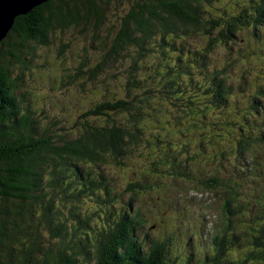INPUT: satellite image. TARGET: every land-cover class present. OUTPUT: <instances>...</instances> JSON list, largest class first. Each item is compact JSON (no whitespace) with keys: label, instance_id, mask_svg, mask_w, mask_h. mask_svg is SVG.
<instances>
[{"label":"trees","instance_id":"16d2710c","mask_svg":"<svg viewBox=\"0 0 264 264\" xmlns=\"http://www.w3.org/2000/svg\"><path fill=\"white\" fill-rule=\"evenodd\" d=\"M215 2L222 0H50L15 20L0 43V264H192L190 253H169L145 236L154 230L149 233L151 218L137 204L150 188L149 176L162 177L164 171L181 177L187 189L196 185L213 194L226 208L219 219L236 229L222 231L225 243L213 240L215 254L199 263L195 258L196 264L226 263V246L250 257L240 263L232 258L235 264H264V199L251 200L225 179L221 192L217 170L194 161L199 142L218 147L216 133L197 122L199 111L163 95L176 82L164 62L187 64L185 55L193 50L207 59L241 27L253 25L251 16L248 23L247 16H220L223 5L213 12ZM221 17L230 27L224 32ZM50 67L57 75L40 89L53 94L60 88L62 94L45 108L33 80ZM187 79L195 92L196 77ZM144 80L150 85L142 90ZM209 91L207 85L204 92ZM215 92L213 98L221 95ZM159 142L163 157L155 160ZM262 157L254 158L257 167L264 165ZM228 158L214 156L210 165L227 168ZM133 161L148 168L131 175L137 182L128 192L135 198L114 193L109 169L129 172ZM83 196L100 211L84 217L75 212ZM122 199L128 204L118 208ZM191 231L192 241L202 236L195 227Z\"/></svg>","mask_w":264,"mask_h":264},{"label":"rangeland","instance_id":"374dc122","mask_svg":"<svg viewBox=\"0 0 264 264\" xmlns=\"http://www.w3.org/2000/svg\"><path fill=\"white\" fill-rule=\"evenodd\" d=\"M249 3L247 4V0H222V2H217L218 5H223L226 11H224L222 9V11L220 12V16L227 14L228 16L231 15H242V16H247L245 22L248 23V20L250 18V15H252V17L254 18L257 15V9L262 13H264V0H252L254 1L257 9L254 7L252 8V10H250L249 7ZM214 8H211L213 12H217V9L220 8L216 2L213 4ZM242 8L240 10V12L238 13L239 9ZM251 12V14L249 15V13ZM262 16V15H261ZM224 17H221V25L222 27H220V29L224 32L226 29L230 28L228 25H224V19H222ZM253 22V19H251ZM228 23V20H227ZM261 21L258 22V24H260ZM248 25V24H246ZM262 28V27H261ZM253 41H254V35L252 33L251 29H247V28H243L240 31V34L238 35V37L236 39H234L228 46H222L219 45L220 48H216L215 49V53L213 55H211V59L213 60V64L210 65V70L214 72V75L217 79H219L220 77L222 79H229L231 82H233V84L238 85V87H242V94L235 96L232 100L233 104H235L237 106L236 111H239L242 115L246 114L248 115L249 112H253V109H247V105L250 103V95L253 91H256L259 97H263V93H264V81L262 84V92L259 91V89L257 88V86L261 85V79H260V70L262 69L263 74H264V49L262 53H259V50L257 48H255L253 46ZM222 46V47H221ZM228 48H232L236 50V53L233 54L231 56V58L227 59L224 66L221 65V63H224L225 58H227V54H225V51L228 50ZM50 49H53V47H51ZM191 49H193L191 47ZM196 52L195 50L193 51V53ZM235 55L237 57H235ZM189 60L191 61L192 58ZM235 60V61H234ZM53 62L51 65L53 66L54 64L57 66L58 64H60L58 61H56V59H52ZM193 62V61H191ZM188 66H190L191 63H187ZM235 65V66H234ZM173 68V74L177 75L178 73H181V69L178 68V64L176 63H170V65ZM58 67V66H57ZM199 68L205 70V67H200ZM49 70H45L44 73H41L39 75H36L34 77V86L35 88L33 89L34 92L37 95H41L40 98V106H44L45 108H50L54 103L59 101V98L61 97L60 94H62V89L58 88V92L57 93H53L50 94L48 92V90H42L40 88H42L43 82L47 81V80H51L52 81V77H55L57 74V71L55 67H50L48 68ZM217 71V72H215ZM48 73V74H46ZM142 78H144V75H142ZM209 78V77H208ZM132 81L131 79L129 80ZM145 81V82H144ZM141 83V89L143 90L144 88V83L145 86L148 88L149 87V82L147 80H144ZM44 82V83H45ZM248 83V84H247ZM59 84V83H58ZM200 87L201 89H204L205 86L208 84L207 80H201L200 81ZM258 84V85H256ZM129 85V84H128ZM57 87H59L57 85ZM56 87V88H57ZM182 87L184 88V90L186 91V93L190 94V95H194V91L191 87L190 84H184L182 85ZM178 86L177 85H172L171 89H168L167 91H165L166 93L163 92L164 97H167L171 92H173L174 90H178L177 89ZM51 90V89H49ZM179 93L182 92V89H179ZM239 90L234 91L235 95L236 92H238ZM204 92V90H203ZM174 95V94H173ZM233 95V91H231L229 97H232ZM171 99L178 104L179 106L183 107V100L181 99V97L178 98H172ZM203 102H207L206 96L202 98ZM260 103V100H255L253 101L252 107L253 106H258ZM165 104L167 106V109H174L173 107L170 106L169 102L165 101ZM231 112H235V109L230 107L228 109ZM168 113L175 119V114L174 111L168 110ZM189 113V111H188ZM199 113V114H198ZM196 114H198V118H197V122L200 123L203 127H205L206 129H208V124L211 126V129L216 133H217V128L214 125L215 122V113H212L211 111L205 110V112L203 111H199ZM221 112L218 113L217 118H219ZM189 115H194V114H189ZM232 116V115H231ZM244 116H242L239 120L235 119V121H240L243 120ZM167 120L164 119L163 122H166ZM208 122V123H207ZM248 122L251 124V121L248 120ZM254 123H257L256 121ZM187 124V122H183V125ZM234 137H236V134L233 132L232 134ZM149 135L145 134V139L144 141L148 140ZM153 137V134H152ZM171 140V139H170ZM168 140V141H170ZM180 138H178V142H179ZM235 141L237 142V139L235 138ZM185 142H183L184 144ZM225 143L221 142L217 148L213 149V150H209L205 156L207 159L210 160V158L212 156H219L220 154L223 153V148L225 147ZM156 146V151L154 153V158L155 160H162V154L159 153L160 151L164 152V148L162 143H158ZM240 148L242 150H244L245 148L243 147V145H240ZM183 149H189L187 147L183 148ZM180 150H181V146H180ZM184 150V151H185ZM190 150V149H189ZM241 153V152H240ZM204 154V153H202ZM246 158V157H245ZM245 158L243 159V155L240 154L238 156V161H236L235 159H230L228 161V164H232L236 166V168L240 169L243 164H245ZM175 162V159L172 160V162ZM196 161V160H195ZM135 161H133L132 164H130V167H132L131 171H124L123 169H121L120 171H117L115 169V167H111L109 169V171L112 173V178L114 180L115 187L116 190H114V193H121L123 195L127 196H133L135 198V192L131 191L128 192V187L130 184H134L137 182V180H133V177L131 175H134V172L137 171H144L146 169H148L147 167H138L135 165L134 163ZM204 166V165H202ZM212 166L216 169L218 167H216L215 165L212 164ZM96 171V170H95ZM164 175L162 177H160L158 174L155 176H149V187L148 189H145L144 191H146L145 196H142L140 201H139V206L143 209V211L145 212L146 215L150 216L151 218V223L152 225L149 226L146 223H141L144 224L143 226H146V228H151L153 225H159L160 229L159 232V238H163L165 237V235L167 236H176L178 235V239L175 240L174 242H172V244L167 245V248L172 249L175 253H176V249L183 247L184 249H186V251L191 252L193 254V256L196 258V260L198 261H202L205 259V257H207L209 254L212 257L215 252L212 250V243H207L204 238H206L208 236V232L207 230H211L212 232H214L216 229H214L216 226L213 225V227H211V225L209 223L213 222V221H203L204 217L202 216L203 214V210L199 209L198 204H203L204 206H206V208L208 209V211L210 212L208 216H210L211 213H213L214 208L218 210H220L221 207V203L219 201H215V202H210L208 199H206L204 196L202 197L200 193L199 189L198 190H194V189H187V187L185 186L183 179L179 176H175L176 174H171L168 171H164L163 172ZM114 176L116 178V180L114 179ZM130 177V178H129ZM222 177H224V175H222ZM130 179V183L129 180ZM184 178V177H183ZM200 178H196L197 181H199ZM133 180V181H132ZM186 181H188V179H185ZM217 180H222L221 177H218ZM129 183V184H128ZM118 185V187H117ZM203 186H201L202 189ZM245 192V190H244ZM193 199L192 202H186L185 206L189 207V209L192 211L191 213L188 211V214H185L184 210L179 209V205L181 207H183V201L187 200V199ZM190 199V200H191ZM118 208L119 205L124 204L125 201L122 199L120 201H118ZM198 203V204H197ZM177 204V205H175ZM174 205V206H173ZM194 205L196 206V208L194 207ZM80 209H75L74 211H83V217L86 216L87 213H91L92 212H99L100 208L99 205L91 200V198H86V196L82 197V203L79 205ZM124 206V205H123ZM165 207L167 209H171L170 213L172 214L173 217H164L167 216H161L160 214L162 213V207ZM170 206H172V208H170ZM241 206H238V209ZM130 209H138L136 208L134 205L133 206H129ZM91 211V212H90ZM139 211V210H137ZM230 212V211H229ZM228 212V213H229ZM196 217L197 219L200 218L199 220L197 219H190V221H188L189 217ZM142 217V216H141ZM197 220V221H194ZM212 220V219H211ZM214 222H216L217 224V219L214 218ZM195 224V228H196V232H197V228L199 227H205V228H198L199 232L202 233L203 230V234H202V239L199 238L198 241L196 240V238L192 241V237L194 236V234L192 233V227L191 225ZM219 227V226H218ZM211 228V229H210ZM202 229V230H201ZM141 230V228H140ZM170 232H168V231ZM228 230V231H227ZM227 230L225 227H220L219 229H217V234H219L222 231L225 232H235L236 229L230 227L229 225H227ZM165 232V233H164ZM198 234V233H197ZM212 234V233H211ZM210 234V235H211ZM147 234H145L146 236ZM152 237H155L154 235H152ZM197 242L199 243V250L196 249V245ZM236 243H238V245L240 246V242L239 240L235 241ZM172 245V246H170ZM213 252V253H210ZM216 256V255H215ZM214 256V257H215ZM213 257V258H214ZM195 258L193 259V261L195 260Z\"/></svg>","mask_w":264,"mask_h":264},{"label":"water","instance_id":"95a60500","mask_svg":"<svg viewBox=\"0 0 264 264\" xmlns=\"http://www.w3.org/2000/svg\"><path fill=\"white\" fill-rule=\"evenodd\" d=\"M50 0H0V43L6 39L15 20Z\"/></svg>","mask_w":264,"mask_h":264},{"label":"bare ground","instance_id":"6f19581e","mask_svg":"<svg viewBox=\"0 0 264 264\" xmlns=\"http://www.w3.org/2000/svg\"><path fill=\"white\" fill-rule=\"evenodd\" d=\"M235 61V60H234ZM235 66V65H234ZM248 84V83H247ZM246 122H247V120H246ZM247 124H248V122H247ZM215 170H217V172H216V176H217V178L218 177H221L222 178V176H219L218 175V168H216ZM249 174V169L247 168V167H243V169L240 171V175L244 178V179H247L246 178V175H248ZM230 176H231V181L234 183V185L235 186H237L236 188L237 189H242L241 188V185H239L238 183H235V180H234V178H233V173L232 172H230ZM249 176V175H248ZM218 182H219V184H220V186H221V192L223 191L222 190V180H218ZM194 207L196 208V206L194 205ZM197 209V208H196ZM128 211V210H127ZM214 211H215V213L217 214V215H219V213H218V211L219 212H221L220 210H218L217 211V209L215 208L214 209ZM229 212V210L227 211V213ZM236 220V219H235ZM236 222H237V220H236ZM144 224H140V226H143ZM220 227H227V225H226V222H224V221H221V224H220ZM201 228H205V227H201ZM150 229H152V230H156V231H159V230H161L160 229V227H159V225L157 224V225H153ZM211 229V228H210ZM215 229V228H214ZM202 230V229H201ZM207 232H208V236L206 237V238H204L205 240H207V241H209V242H212L213 240H214V242L218 239V240H220V241H222V242H224L225 243V236L220 232L219 234H217V229L214 231V232H212L211 230H207ZM212 233V234H211ZM202 234H203V230H202ZM211 234V235H210ZM146 237H150V238H153L152 237V235L151 234H147L146 235ZM235 237H237V235H235ZM235 241H236V239H235Z\"/></svg>","mask_w":264,"mask_h":264}]
</instances>
